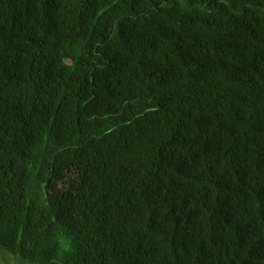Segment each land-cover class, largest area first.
Returning a JSON list of instances; mask_svg holds the SVG:
<instances>
[{
	"label": "trees",
	"instance_id": "1",
	"mask_svg": "<svg viewBox=\"0 0 264 264\" xmlns=\"http://www.w3.org/2000/svg\"><path fill=\"white\" fill-rule=\"evenodd\" d=\"M0 246L264 264V0H0Z\"/></svg>",
	"mask_w": 264,
	"mask_h": 264
},
{
	"label": "rangeland",
	"instance_id": "2",
	"mask_svg": "<svg viewBox=\"0 0 264 264\" xmlns=\"http://www.w3.org/2000/svg\"><path fill=\"white\" fill-rule=\"evenodd\" d=\"M13 256L12 253L0 246V264H12Z\"/></svg>",
	"mask_w": 264,
	"mask_h": 264
}]
</instances>
